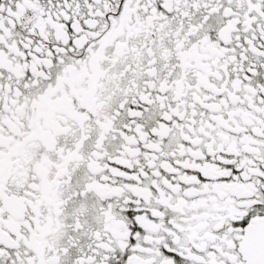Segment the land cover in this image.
Instances as JSON below:
<instances>
[{
    "label": "snow or ice",
    "instance_id": "1",
    "mask_svg": "<svg viewBox=\"0 0 264 264\" xmlns=\"http://www.w3.org/2000/svg\"><path fill=\"white\" fill-rule=\"evenodd\" d=\"M0 264H264V0H0Z\"/></svg>",
    "mask_w": 264,
    "mask_h": 264
}]
</instances>
